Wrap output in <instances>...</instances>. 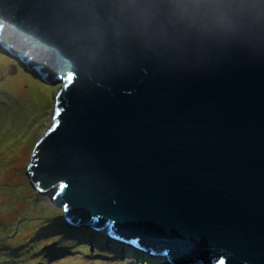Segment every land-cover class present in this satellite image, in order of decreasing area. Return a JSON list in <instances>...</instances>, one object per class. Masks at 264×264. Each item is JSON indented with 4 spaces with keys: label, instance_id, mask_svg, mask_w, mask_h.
<instances>
[{
    "label": "water",
    "instance_id": "95a60500",
    "mask_svg": "<svg viewBox=\"0 0 264 264\" xmlns=\"http://www.w3.org/2000/svg\"><path fill=\"white\" fill-rule=\"evenodd\" d=\"M65 23L59 0H0V50L62 84L33 187L131 254L264 264V37L169 26L81 48Z\"/></svg>",
    "mask_w": 264,
    "mask_h": 264
},
{
    "label": "rangeland",
    "instance_id": "374dc122",
    "mask_svg": "<svg viewBox=\"0 0 264 264\" xmlns=\"http://www.w3.org/2000/svg\"><path fill=\"white\" fill-rule=\"evenodd\" d=\"M61 86L26 72L0 51V264H151L108 250L107 239L69 232L62 209L31 186L25 173L38 138L51 125ZM22 243L28 252L21 260L6 256Z\"/></svg>",
    "mask_w": 264,
    "mask_h": 264
},
{
    "label": "clouds",
    "instance_id": "9594fccd",
    "mask_svg": "<svg viewBox=\"0 0 264 264\" xmlns=\"http://www.w3.org/2000/svg\"><path fill=\"white\" fill-rule=\"evenodd\" d=\"M59 11L69 42L81 48L108 33L151 40L169 26L206 37H264V0H59Z\"/></svg>",
    "mask_w": 264,
    "mask_h": 264
},
{
    "label": "trees",
    "instance_id": "16d2710c",
    "mask_svg": "<svg viewBox=\"0 0 264 264\" xmlns=\"http://www.w3.org/2000/svg\"><path fill=\"white\" fill-rule=\"evenodd\" d=\"M63 224H64V226H66L64 222H63ZM81 232L82 233H86V232H88V230H84V231H81ZM25 245H27V244L26 243H22V244L17 245L14 249L12 248L16 252L15 253H9V255H6V256H9L10 258H12L13 255H14L15 256L14 258L18 262V260H21V256H23V253H27L28 252V249L24 248V247H26ZM31 247L32 246L29 245V252L32 250ZM108 250H111V249H108ZM125 251H127V250H125ZM127 252H129V251H127Z\"/></svg>",
    "mask_w": 264,
    "mask_h": 264
},
{
    "label": "bare ground",
    "instance_id": "6f19581e",
    "mask_svg": "<svg viewBox=\"0 0 264 264\" xmlns=\"http://www.w3.org/2000/svg\"><path fill=\"white\" fill-rule=\"evenodd\" d=\"M90 225H92V224H89L88 226H84L83 228H84L85 230L91 229L92 226H90ZM75 227H76V226H75Z\"/></svg>",
    "mask_w": 264,
    "mask_h": 264
}]
</instances>
